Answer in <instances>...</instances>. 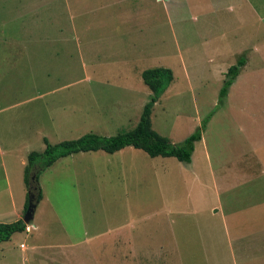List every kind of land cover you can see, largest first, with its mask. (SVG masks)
Listing matches in <instances>:
<instances>
[{
	"label": "rangeland",
	"instance_id": "1",
	"mask_svg": "<svg viewBox=\"0 0 264 264\" xmlns=\"http://www.w3.org/2000/svg\"><path fill=\"white\" fill-rule=\"evenodd\" d=\"M158 67L172 80L151 128L177 145L199 128L190 163L131 147L58 159L37 182L33 222L54 234L42 240L94 228L106 242L124 223L130 264H264V212H252L264 207V0H0V224L23 217L26 155L44 148L46 114L81 110L45 135L51 145L127 132L150 94L140 73ZM10 238L0 249L25 244ZM3 253L0 264H19L18 250Z\"/></svg>",
	"mask_w": 264,
	"mask_h": 264
},
{
	"label": "trees",
	"instance_id": "2",
	"mask_svg": "<svg viewBox=\"0 0 264 264\" xmlns=\"http://www.w3.org/2000/svg\"><path fill=\"white\" fill-rule=\"evenodd\" d=\"M242 65L243 60L240 59L234 66L227 69L220 94L223 95L230 87L238 74V68ZM140 78L150 94L147 102L142 107L138 122L133 129L110 137L87 133L77 139L61 141L53 145L43 138V150L41 152H29L26 155L23 180L27 189V199L24 204L23 213L27 207L28 200L33 204H37L42 198L37 184L39 175L60 158L77 153L96 151L113 154L125 147H131L142 151L150 158H174L182 164L190 162L193 145L200 140L199 128L177 145L171 144L165 137L157 134L152 130L150 124L149 116L151 109L165 87L171 82V71L160 67L146 69L140 73ZM207 121V117H205L200 127L204 126ZM25 228L26 225L20 219L9 224H0V243L8 241L15 233L24 232Z\"/></svg>",
	"mask_w": 264,
	"mask_h": 264
},
{
	"label": "crops",
	"instance_id": "3",
	"mask_svg": "<svg viewBox=\"0 0 264 264\" xmlns=\"http://www.w3.org/2000/svg\"><path fill=\"white\" fill-rule=\"evenodd\" d=\"M79 49V48H78ZM239 76V71L237 76L234 78L230 87L234 84L235 80ZM65 86H61L63 88ZM229 87V88H230ZM122 91H126L129 89L128 85L121 86ZM126 89V90H125ZM50 91H45L42 95H37L36 97L49 95ZM34 99V98H33ZM129 103L126 102V105ZM58 113L54 116L51 114H46L44 117V123L42 131H40L41 139H48L45 135L47 133H52L53 135L59 134L60 131L65 129V125L71 123V117L73 121L80 122V111L65 110V107L58 106ZM79 112V113H78ZM211 117V116H210ZM209 117V118H210ZM43 119V118H42ZM209 120V119H208ZM208 122V121H207ZM46 130L48 132H43ZM57 137V136H56ZM201 140V136H200ZM199 140V141H200ZM122 150V149H121ZM119 150L117 153H119ZM72 156V155H71ZM71 156H67L70 158ZM66 159V157H65ZM191 160V155H190ZM190 163V162H189ZM22 164V162H20ZM259 168H253V174L257 171H261V175L263 176V184H264V167L259 165ZM259 169V170H257ZM42 199V198H41ZM41 201V200H40ZM254 204V202H252ZM37 206V204H36ZM250 210V209H249ZM252 211L255 214V217L260 211V213L264 212V207H260V209H256V206L252 208ZM251 212V213H252ZM34 217V214H33ZM32 220L30 224L26 226L25 231L22 232L24 234L25 244L23 245L21 242L17 244V246H11L8 244L5 249H0V252L5 254L6 256H11L12 253L19 252V264H130L129 255H130V233L127 230L128 228L123 227L124 223H117L115 227H106L105 228V237L106 242L101 239L103 233H98L96 229L93 228L92 234L83 235V237L78 240V238L74 239L67 235L65 231H69L66 228L65 231L61 234H57L58 236L66 237V240L62 242H47L42 240V233L45 232V235L49 237L50 231L41 229L40 226H37ZM15 219H21L18 212L15 214ZM61 219H59L60 222ZM90 224H83V226H89ZM128 227V226H127ZM126 228V230L122 231V229ZM77 237H80L81 234H76ZM39 238V239H38ZM8 241H11L9 238ZM6 241V242H8ZM1 244V243H0ZM2 244H4L2 242ZM17 249V250H16ZM12 255V257L14 256Z\"/></svg>",
	"mask_w": 264,
	"mask_h": 264
},
{
	"label": "water",
	"instance_id": "4",
	"mask_svg": "<svg viewBox=\"0 0 264 264\" xmlns=\"http://www.w3.org/2000/svg\"><path fill=\"white\" fill-rule=\"evenodd\" d=\"M35 207H36V204H33L31 203L29 200L27 202V207L25 209V212L23 214V217L21 219V221L27 225L31 220H32V217H33V213L35 211Z\"/></svg>",
	"mask_w": 264,
	"mask_h": 264
}]
</instances>
